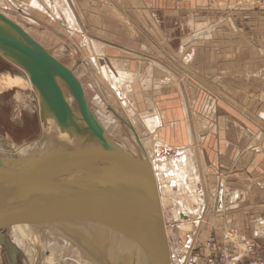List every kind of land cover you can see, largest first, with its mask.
I'll return each mask as SVG.
<instances>
[{
  "label": "rangeland",
  "instance_id": "rangeland-1",
  "mask_svg": "<svg viewBox=\"0 0 264 264\" xmlns=\"http://www.w3.org/2000/svg\"><path fill=\"white\" fill-rule=\"evenodd\" d=\"M30 1L31 0H0V12L3 13L4 16H7L11 21L17 23L20 27L28 30L26 32L34 40L44 46L53 57L64 64L68 69H74V76L82 84L84 98L88 103L92 114L116 144L134 157L140 159L146 157L145 153L142 152V150H139V146L134 142L130 130L132 124L135 122L136 127L140 125L139 132L145 143L146 149L153 150L155 144L165 148L161 149L162 151L161 154L159 153V156L156 155L157 159H160L159 162L164 160L175 162L176 158H180L179 156H186L188 158H192L193 156L196 163V169L193 168L189 174L190 178L194 179V189L197 191L198 201L200 203L198 204L200 206V213L199 215L196 213L198 217L196 218L195 214H190L186 217L182 216V214L184 215L185 213H179L181 209L179 208L178 203L183 199V196L179 193L178 186L170 187V194L172 196H168V200H166L167 204L165 203L164 207L165 225L169 233V242L170 246H173L174 248V264H190L187 261L185 253L191 249L193 250V253L198 251L200 261H203L205 257L212 252L214 253V251H219L220 249H222V251L225 250L221 247H217V244L214 242L212 244L213 251H208L209 253L205 252L201 246L204 242H202V235L204 234L203 232L206 231L204 226L208 223L207 217L213 215L214 213L212 214V212L214 210L216 212V207L214 208V205L212 206L211 204L212 201L209 192L208 174L204 166L201 147L198 144L197 136H195L197 134L195 133V125L192 127L193 131L191 133L193 140L192 146L187 144L184 148H175L158 143L157 141H154L142 125L144 116H142L140 112L142 111L143 113L145 110L139 111L137 109L136 96H138L142 89L155 91L156 97L165 94L166 88H160L162 86L156 84L154 82L155 79L150 74L152 71L149 64H153V62H155L153 60H161L160 64H164L163 67L169 72L168 76L171 80L173 89H176L175 84L182 85L187 81L185 79L186 77L179 76L176 74V71H174V67L177 65L184 70L187 76H190L187 77L189 80H192L201 85L204 89H207L208 93L214 97L229 102L234 107L235 111L248 118V120L258 127L261 133H264V91L251 92L248 90H241L237 92H228L226 89L228 82L224 79L225 77H222L223 75H217L222 80L220 85H218L216 84L215 75L201 73V71L198 72V69L191 66L194 53L198 51V47H201L205 42L208 43V41L215 39L217 34L226 35L232 32L234 35H237V29H234L231 26L212 27V24L208 21L211 15L209 16L204 13L201 21H198V19H188L180 22L181 26L179 25L180 23H171L172 25H175L176 28L172 29L171 35L165 38L161 33L162 31L156 32L155 21H149L148 23L150 27L143 28L140 26V29L145 33L148 31L153 37L148 39L139 32L138 28L133 29L135 35L138 34L139 37L134 36L135 41L130 45L125 43V47L123 48L124 51L127 52L124 55L128 58L124 60H126L127 63H133V65H131L132 67L130 68L127 66L129 69H123L121 65L123 59L120 60V58L113 57L107 53L109 50L115 49V47L121 48L122 45L120 43L100 44L97 41L99 38L97 34L94 36L88 35L85 29L79 27L80 30H78L85 36L86 42L84 43L83 37L79 34V31H75V27H71V25L65 22V20L55 19L54 16L58 15L59 17V15L62 14L65 19V15L64 12L62 13L52 7V0H35L36 3L43 8V11L33 9L32 4H29ZM54 3H56V0H54ZM245 5H247V3H245ZM229 9L230 8L226 3L218 4V2H212L210 12L214 13L213 16L219 14L225 15L227 13L230 14V12H228ZM247 9L255 12L264 11V1L252 0L250 3L248 2ZM131 15L134 18L137 17L136 14L133 13ZM138 22L139 24H142L139 19ZM200 25H202V27H200ZM40 33L46 36L49 35L48 37L50 38L58 34L59 36H57L59 38H55L58 42L51 44L44 39V36H40ZM76 35L79 37V40ZM178 36H182V38L179 39ZM202 39H205L206 41ZM189 54H191V57L189 56L190 59H188ZM100 58L105 62L104 67L99 64L98 60ZM91 60L96 63V66ZM184 60L186 61V64L184 63ZM9 62L12 63L8 59L0 57V67H2V69H0V77H4L6 74H17L14 70L15 68ZM138 63H141L142 66H146V69L148 68L149 71L146 70L145 73L142 70L135 71ZM170 64H172V66ZM105 70L109 75L111 74L119 80L118 82L120 83L117 82V87H120L118 89V91L120 90L119 92L112 89V83H109L105 78ZM249 83L251 84L252 81ZM12 86L13 85L10 84L3 86V81L0 79V158L11 160L16 159L17 157H22L19 147H21L23 143L25 147H31L30 150L32 151L38 148L37 145H48L49 143L57 145V148L63 147L65 151H72L77 148L100 147L97 141L90 138L88 135L74 136L72 139L68 137L62 138L60 136V133L62 132L53 120H48V118L45 120L43 119L44 121L52 122L51 124H47V122L44 124L42 123V118H38L37 103L39 98L35 88L32 85L31 87H26L24 89L14 88ZM60 86L65 97H67L66 94L71 95L63 82H60ZM123 88H125V90H123ZM121 92L122 94H119ZM121 98L122 101L123 99L127 101L124 106L129 107L131 112H124V107H121ZM180 104L181 103H179L178 107V115L180 114L182 117L183 113H181L182 107ZM186 104L189 110H193L191 103ZM69 105L79 119L80 115L73 97ZM192 112L194 122L197 124L198 122H196L195 119L196 113L194 110ZM130 114L132 117L129 116ZM126 116L129 118L131 117L132 124L126 120ZM27 120H29V122H27ZM123 121H125V123ZM163 121L166 122L168 120L167 118H164ZM78 122L82 124L81 120ZM23 123L24 127L21 128L20 126H22ZM129 124L131 125L129 126ZM26 126H30V130L28 128L26 129ZM147 127L151 129L149 124ZM189 127L191 126L189 125ZM22 129H26L24 132L26 136L19 137L21 136ZM33 152L34 153H30L29 155L46 154L40 152V150ZM191 179L189 182L192 181ZM184 196H186L184 198L189 200L188 195ZM193 204L189 201L187 204L188 209H190ZM198 205L196 208H198ZM197 210L198 209H196V211ZM192 219H194V221ZM191 220L195 223H191ZM187 223L189 224L186 225ZM59 224L61 227H64V230L53 223V225L48 224L30 227H27L28 224H19L24 227L22 231L16 229V227L18 228V225L0 231V257L2 252L1 245L5 246L8 242L18 249L17 260L21 264H35L38 256L40 257L39 264H92L90 262V257L93 259L98 257L97 259L100 261L97 262L108 264V261L112 257V246L109 237L107 242H105L104 248L103 246L98 247L95 245L92 247V241L89 239L90 242H88L94 252L92 253V251L85 245L80 235L75 239L77 229L90 228V225L87 222H60ZM201 225H204L202 229ZM197 227L198 229H196ZM191 228L194 230L193 232H190ZM201 231L202 235H200ZM211 236L212 235H210V237ZM69 238L82 244L85 250H87V254L77 247ZM195 240L198 244L195 243ZM254 249L256 250V246ZM226 254L228 257H231L230 251H227ZM229 261H231L230 258H226L223 261L221 259L215 264H227ZM0 264H2L1 258Z\"/></svg>",
  "mask_w": 264,
  "mask_h": 264
},
{
  "label": "crops",
  "instance_id": "crops-1",
  "mask_svg": "<svg viewBox=\"0 0 264 264\" xmlns=\"http://www.w3.org/2000/svg\"><path fill=\"white\" fill-rule=\"evenodd\" d=\"M52 1V7L56 10L62 13L65 10L70 11L75 22V31H79L81 27L88 35L97 34L99 37L97 41L100 44L120 43L121 48L115 47L107 53L123 59L121 61L123 69H129L133 65L124 60L128 58L125 57L124 54L127 52L123 49L125 43L130 45L136 36L139 37L138 34L135 35L133 29L138 28L140 33L150 39L153 36L148 31L146 33L142 31L140 26L150 27L148 22L155 21L156 32L162 31L163 37L166 38L171 35V30L176 28L171 23L177 24L188 19L201 21L204 13L211 15L208 21L212 27L231 26L237 29L238 33L217 34L215 39L203 43L194 53L191 66L198 69V72L215 75L218 85L222 80L217 75H223L228 82L226 87L228 92L264 91V11L248 10V2L252 0H56V3ZM31 2L32 0L29 4ZM212 2L226 3L230 8L228 11L230 14L213 16L214 13L210 12ZM34 7L32 5L33 9L39 10ZM40 9L43 11L42 7ZM132 13L137 17H132ZM62 15L54 17L65 20ZM138 19L142 24H139ZM179 25L181 26V23ZM79 32L85 43V36ZM57 35L50 38L49 35L40 33V36H44L51 44L58 42L55 39L59 38ZM178 38L181 39L182 36ZM189 56L191 57V54ZM153 61V64H149L152 71L150 74L155 79L154 82L162 86L160 88H166L165 94L156 97L155 91L142 89L136 96L137 109L145 110L140 114L144 116L143 126L148 134L154 141L165 146L175 148H184L187 144L192 146V127L194 125L196 127L195 136L201 147L208 174L211 204L216 207V212L214 210L212 212L214 214L207 217V225H201V229L204 226L206 230L203 235L202 231L200 232L202 242L212 241L217 247L222 248L233 243L228 246V251L235 257L238 251L234 243L238 239H246L256 245V255L264 258V133H261L248 118L235 111L229 102L214 97L207 89L189 80L187 77L190 76L177 65L174 71L177 75L186 77L187 81L182 85L175 84L176 89H173L164 64H160L161 60ZM184 63L186 64L185 60ZM136 66L135 71L142 70L145 73L148 70L141 63ZM179 103L183 119L180 114L178 115ZM186 103H191L196 113L197 124L193 119V110H189ZM164 118L168 121L164 122ZM148 124L151 129L147 127ZM20 127H24V123ZM27 128L30 130L31 127L26 126ZM153 148L156 150L164 147L155 144ZM139 150L142 149L139 147ZM174 173L170 171L165 175L170 178ZM189 178L187 181L191 179ZM193 180L190 185H194ZM176 183L177 181L172 180L171 187L177 186ZM179 191L186 197L183 190ZM192 191L197 194L196 190ZM220 193L223 196V203L219 205ZM196 198L198 200V194ZM193 205L195 210L198 209L194 214L199 215L200 206L196 208L197 205ZM190 214L192 213L188 212L182 216L187 217ZM192 220L191 223H195ZM54 225L61 227L59 223ZM30 226L37 225L28 224L27 227ZM61 228L64 230V227ZM16 229L20 231L19 228ZM193 231L191 228L190 232ZM195 243L198 244L197 241ZM1 246L2 264H21L17 260L18 249L14 245L7 242L5 246ZM214 253L217 254V251ZM198 264H204V261Z\"/></svg>",
  "mask_w": 264,
  "mask_h": 264
},
{
  "label": "water",
  "instance_id": "water-1",
  "mask_svg": "<svg viewBox=\"0 0 264 264\" xmlns=\"http://www.w3.org/2000/svg\"><path fill=\"white\" fill-rule=\"evenodd\" d=\"M0 23V57L26 73L38 93L42 120L52 119L61 132L71 129L77 136L88 135L100 146L11 160L0 158V231L17 224L104 222L138 243L144 254L139 264H171L148 159L130 155L108 136L70 69L1 13ZM60 82L71 93L79 119ZM13 165L18 168L12 170ZM76 172L82 173L78 179H67ZM222 203L220 193L219 205ZM134 254L137 259L138 253ZM39 261L38 256L35 264Z\"/></svg>",
  "mask_w": 264,
  "mask_h": 264
},
{
  "label": "bare ground",
  "instance_id": "bare-ground-1",
  "mask_svg": "<svg viewBox=\"0 0 264 264\" xmlns=\"http://www.w3.org/2000/svg\"><path fill=\"white\" fill-rule=\"evenodd\" d=\"M31 4L33 6H35L34 8H37L39 9L40 11L42 9H40L41 7H39V5L36 3L35 0H32ZM64 12V15H65V21L71 25V27H75V22L73 20V16L72 14L70 13V11L68 10H65L63 11ZM1 13V12H0ZM3 15V13H1ZM6 18H8L7 16H5ZM58 17V16H56ZM60 17V15H59ZM9 19V18H8ZM17 24V23H16ZM18 25V24H17ZM19 26V25H18ZM25 32L28 31L26 30L25 28L21 27ZM27 33V32H26ZM74 34V33H72ZM77 36V35H76ZM75 36V38H76ZM78 40H79V37L77 36ZM84 45V44H83ZM5 59V58H4ZM90 60V59H89ZM88 60V61H89ZM94 60V59H93ZM93 60H91V62L95 63ZM7 61V60H6ZM99 64L101 66L104 67V62L102 59H99ZM10 63V62H9ZM15 69V72L17 73L16 75H10V74H6V76L4 77H0V79L3 81V86H7L8 84L10 85H13L12 87L14 88H20V89H24L26 87H31V83L29 82V79L26 75V73L24 71H22L20 68H18L17 66H15L13 63H10ZM95 66H96V63H95ZM98 66V65H97ZM102 67V69H103ZM106 67V66H105ZM113 67V66H112ZM95 68V67H94ZM0 69H2V67H0ZM101 69V67H100ZM113 69V68H112ZM71 71H73V68L70 69ZM99 70V68H98ZM107 70V68H106ZM105 70V78L108 80L109 83H112V89L114 91H118V89L120 87H117V82L119 80L116 79V77H114L113 75H109V73ZM104 71V70H102ZM101 71V72H102ZM109 71V70H108ZM5 75V74H4ZM111 76V77H110ZM121 78V77H120ZM104 79V78H103ZM122 79V78H121ZM126 80V79H125ZM80 82V81H79ZM126 82V81H125ZM120 83V82H118ZM123 83V82H122ZM81 84V82H80ZM125 84V83H124ZM121 85V84H120ZM82 86V84H81ZM3 88V87H2ZM83 89V88H82ZM16 90V89H15ZM123 90H125V88H123ZM130 90V89H129ZM120 91V90H119ZM118 91V92H119ZM20 92V91H19ZM84 92V91H83ZM124 92V91H123ZM119 94H122L119 93ZM124 94V93H123ZM66 100L68 101V103H70L72 101V97L71 95H68L66 94ZM120 96V95H119ZM123 96V95H122ZM127 96V95H126ZM121 101V107H124L123 110L124 112L128 113V112H131V110L129 109V107H125V103L127 102L126 100L123 99L122 101V98L120 99ZM19 103V102H18ZM21 103V102H20ZM17 104V103H16ZM27 104V103H26ZM29 104V103H28ZM18 106V105H17ZM133 106V105H132ZM32 107V106H31ZM30 107V108H31ZM133 108V107H131ZM26 109V108H25ZM134 109V108H133ZM27 110V109H26ZM32 110V109H31ZM135 110V109H134ZM40 106H39V102L37 103V113H38V118L40 119ZM133 114V113H132ZM126 115V114H125ZM129 116L132 117V115L130 114ZM131 117H127L126 116V120H128L131 124H132V119ZM49 120V119H48ZM52 120V119H51ZM27 122H29V120H27ZM47 124L48 123H52L51 121H42V123L44 124ZM125 123V121H123ZM134 122V120H133ZM137 123V122H136ZM129 124V126L131 125ZM153 124V123H152ZM151 124V125H152ZM30 125V124H29ZM143 125V124H142ZM139 126V125H138ZM136 127L135 126V122L134 124H132V127H131V133H132V136H133V139H134V142L142 149V151L145 153V156L146 158L148 159V161L150 162V165L152 167V170H153V173H154V177H155V181H156V186H157V190H158V196H159V201H160V205H161V209H162V214H163V219H164V227H165V233H166V237H167V241H168V246H169V251H170V262L171 264H174V256H173V251H174V248L173 246L171 247L170 246V242H169V233H168V229H166V225H165V212H164V207H165V203H166V200H168V196H172L170 194L171 192V181L172 180H175V182L177 181V186H178V189L180 190H183V195H188L189 197V200L187 198H184L179 201L178 203V206L179 208L181 209V211L179 213H192L194 214L196 212L195 208L193 207L194 205L191 206L190 209H188V202L191 201L192 203H194L195 205H198L199 202L197 200V194L195 191H192V190H195L194 188V185H190V182L187 181V179L190 177L189 175V172L195 168L196 169V163H195V160L192 156V158H188L186 156H179V160L176 158L175 159V162H172L170 163V161H156L157 157L156 155L159 156V152H161L162 148H157V152L155 150V148H153V150H148L145 148V143L144 141L142 140V136L140 135V132H139V127ZM26 131V129H22V133H21V136L19 137H24L23 135L24 132ZM75 131H72L70 129V131H66V132H62L60 133V136L62 138H73L74 136H77L75 135L74 133ZM109 136V135H108ZM10 137V136H8ZM10 139V138H9ZM12 139V138H11ZM11 141V140H10ZM36 142V141H35ZM89 146V145H88ZM38 148L34 149L33 151H39L40 152H44L46 154H49V152L51 153H56V152H63L65 151L62 148H57V145H54L52 143H49L48 145L46 144H43V145H40L38 146ZM61 147V146H60ZM77 147V146H76ZM34 148V146H33ZM20 149V154L22 155V157H26V156H34V155H29L30 153H34L31 149V147H25L24 143L22 144L21 147H19ZM81 148H77V149H74V150H79ZM155 150V151H154ZM192 152V151H191ZM158 153V154H156ZM42 155V154H40ZM184 155V154H183ZM185 158V159H184ZM189 159V160H188ZM166 161V162H165ZM173 163V164H172ZM18 167H16L15 165H13V167H11V169H17ZM175 172L174 174H172V176L169 178L165 175V173H168V172ZM82 173L81 172H76V173H73L69 176H67V179H71V180H76L80 177ZM168 175V174H167ZM190 179V178H189ZM193 180V179H192ZM192 184V183H191ZM188 189V190H187ZM167 204V203H166ZM196 215V214H195ZM89 225H90V228H87V229H77V235H75V239L76 237L79 235L81 236L82 240L84 241L85 245L93 252L92 250V247L95 245V246H98V247H102L104 248L105 246V242H107V239L109 237V240L111 242V246H112V249H111V254H112V257L110 258V260L108 261V264H133V259H134V264H139L142 262V258L144 257V254L142 253V250L140 249V246L138 245V243L132 239L131 237L123 234L121 231H118V229H114L115 227H110V225L104 223V222H87ZM18 225V228L20 231L23 230V226ZM53 225V224H52ZM88 225V226H89ZM79 230H82V231H79ZM77 237V238H78ZM25 239V238H24ZM71 239V238H69ZM89 239L92 241V247L91 245L89 244ZM71 241L77 246L79 247L85 254H87V250H85V248L83 247L82 244H80L79 242H77L76 240H73L71 239ZM89 241V242H88ZM237 247H238V251L240 252V256L234 258V261H237L238 259H240L241 255L245 253V246H243L242 244L239 243V241L235 242L234 243ZM222 248V247H221ZM136 249V250H135ZM224 249V248H223ZM134 251H136L139 255V257L136 259L134 258L135 254H134ZM109 251V250H108ZM108 254V253H107ZM134 254V256H133ZM142 255V257H141ZM89 256V255H88ZM96 256V255H95ZM98 258V257H97ZM93 259L90 257L91 260H93L94 262H96L97 264H104V263H99L97 261H100L99 259ZM136 259V260H135ZM144 261V260H143ZM234 263V262H233ZM228 264H232V263H228Z\"/></svg>",
  "mask_w": 264,
  "mask_h": 264
},
{
  "label": "built area",
  "instance_id": "built-area-1",
  "mask_svg": "<svg viewBox=\"0 0 264 264\" xmlns=\"http://www.w3.org/2000/svg\"><path fill=\"white\" fill-rule=\"evenodd\" d=\"M238 241L240 244L245 246V253L241 255L240 259H238L237 261H234V258L240 256L238 247L235 244H234L235 249L238 251L236 256L233 257V255L230 254L231 257H228V255L226 254V252L228 251L227 248L230 244L233 245V243H229L226 246V248H224L225 250L222 251V249H220L219 251H217V254L211 253L207 257H205V259L203 260L204 264H215L218 260L222 259L223 261L226 258H230L231 261H229L228 263H232V264H264V258L256 255V250L254 249L256 245L253 242L248 241L246 239H238ZM212 244H213L212 241H206L202 243L201 246L203 250L212 251ZM187 252L185 254H186L187 261L190 264H198L200 262L198 251L196 253H193V250L191 249Z\"/></svg>",
  "mask_w": 264,
  "mask_h": 264
}]
</instances>
